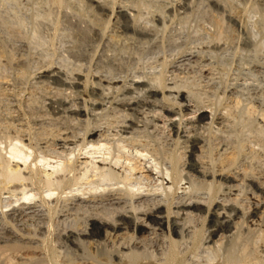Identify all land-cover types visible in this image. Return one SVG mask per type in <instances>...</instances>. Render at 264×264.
<instances>
[{
	"label": "rangeland",
	"instance_id": "rangeland-1",
	"mask_svg": "<svg viewBox=\"0 0 264 264\" xmlns=\"http://www.w3.org/2000/svg\"><path fill=\"white\" fill-rule=\"evenodd\" d=\"M51 70L55 76H40ZM135 80L143 85H130ZM90 85L97 86L94 94ZM148 85L158 90L164 85L171 94L165 93L170 103L162 102L160 92L147 97ZM176 91L182 92V103L190 110L186 115L176 109L175 118L181 122L179 135L162 124L166 118L159 111L171 106ZM100 96L105 102L102 109L89 108L87 118L70 113V109L99 100ZM125 97L144 101L135 109L134 117L141 130L136 139H140L138 144L144 143L147 158L143 161L129 155L131 149L125 143V152L113 149L112 155L120 156L121 162L115 167L122 172V166H135L144 185L157 189L133 198L135 217L140 219L150 203L161 202L165 206L162 215L164 211L174 214L170 218L176 220L175 233L151 223L144 231L134 232L130 242L131 232H126V237H95L86 247L80 238H64L66 230L62 229L73 231L76 227L77 232L90 216L115 218L112 211L116 205L110 206L115 200L85 201L79 210L62 207L59 202L57 210H65L58 211V222L54 220V232L49 235L44 229L45 207L38 206L37 200L23 205L20 201L0 207V245L11 239L20 242L24 236L25 244L39 246L45 239L44 255L56 252L61 260L74 254L79 256L80 264H128L124 257L118 259V254L130 247L133 264H264V0H0V155L6 156L7 144L16 139L28 142L27 147L36 151L43 150L60 134L79 140L86 123L114 133L123 121L118 104ZM199 111L206 116L202 120L196 119ZM185 136L205 143L194 158L198 166L209 173L221 171L228 179L200 177L188 170L189 143ZM231 153L232 162L226 159ZM99 155L93 160L105 163ZM123 160H127L124 165ZM169 163L176 164L181 174L175 193L172 188L170 193L162 192L159 179L144 177L146 169L154 178L160 177L157 171L172 167ZM6 195L1 197L5 199ZM74 202L68 201L71 205ZM189 202L199 208L182 209V204ZM208 208L217 209L216 213L226 218L211 217ZM13 228L18 229L17 234ZM28 228L34 234L26 235L30 243L22 236ZM214 229L221 231L212 236ZM5 252L0 253L4 254L0 264H40L44 258Z\"/></svg>",
	"mask_w": 264,
	"mask_h": 264
},
{
	"label": "bare ground",
	"instance_id": "bare-ground-1",
	"mask_svg": "<svg viewBox=\"0 0 264 264\" xmlns=\"http://www.w3.org/2000/svg\"><path fill=\"white\" fill-rule=\"evenodd\" d=\"M100 1V0H99ZM95 2V1H94ZM113 4V3H112ZM92 7V6H91ZM102 10V9H101ZM122 12V11H121ZM119 12V13H121ZM117 16V15H116ZM111 18V17H110ZM116 19V18H115ZM106 28V27H105ZM104 28V29H105ZM103 29V30H104ZM110 34V33H109ZM118 40V39H117ZM191 52V51H190ZM198 54V53H197ZM193 55V54H192ZM171 60V59H170ZM189 60V59H188ZM186 63V62H185ZM202 63V62H201ZM209 63V62H208ZM206 64V63H205ZM204 64V65H205ZM188 66V65H187ZM195 67V66H194ZM88 71V70H87ZM194 71V70H193ZM175 72V71H174ZM160 73V72H159ZM56 73L55 71H45V72H41L40 76H47V77H53L55 76ZM93 75V74H92ZM134 77V76H133ZM136 78V77H135ZM159 78V77H158ZM137 79V78H136ZM87 80V79H86ZM140 80V79H139ZM156 80V79H155ZM160 80V79H159ZM142 82V81H141ZM139 83L138 80L133 81L130 83V85L136 84L137 86L139 85H143L142 83ZM148 82V81H147ZM88 83V82H87ZM177 83V82H176ZM70 84V83H69ZM81 85V83H79ZM91 84V83H90ZM180 84V83H179ZM186 84V83H185ZM159 85V84H158ZM85 86V85H84ZM83 86V87H84ZM96 86V85H95ZM120 86V85H119ZM161 86V85H160ZM91 87V85H90ZM97 87V86H96ZM96 87H91L92 93L94 94L97 89ZM113 87V86H112ZM149 87V85H148ZM154 87V86H153ZM152 88H148V90H146V94L147 97H153L156 96L159 92L161 93V99L162 102L163 101H167L169 97H167L165 95L166 92L169 93V91L164 90L166 87L161 86L160 90L158 89H153ZM164 87V88H163ZM54 88V87H53ZM116 88V87H115ZM155 88V87H154ZM167 89V88H166ZM169 89V88H168ZM183 89V88H182ZM228 89V88H227ZM90 90V91H91ZM103 90V89H102ZM107 90H110L107 89ZM119 90V88L117 89V91ZM173 90V89H172ZM188 90V89H186ZM104 91V90H103ZM120 91V90H119ZM131 91V90H130ZM128 90L125 92L127 93ZM143 92V91H142ZM177 92L176 97H174L175 99L172 100L171 102V106L169 108H165L163 109L162 107L160 108V113L164 115V119L165 121H163V125H166V127H168L169 131H172L173 134L179 135L181 134V129H180V123L179 119H176L175 116L177 114V110L179 111H183L185 112V114H190L188 113L189 108L187 105H185L184 103H182L183 100V94L182 92ZM231 92V91H230ZM141 94V93H140ZM171 95V94H170ZM175 95V94H174ZM110 96V95H109ZM112 96V95H111ZM125 96V95H123ZM169 96V95H168ZM69 97V96H68ZM104 97H107L106 95ZM99 100L93 99L90 100V102L88 101V105L86 103L82 104L81 107H76V108H72L70 109V113L75 114L76 116H84L87 118V116L89 115L88 109L89 111H93L95 109H102L100 107H102L103 104V100L101 99V96L99 97ZM103 98V97H102ZM126 98V97H125ZM173 98V97H172ZM58 99V98H57ZM108 99V98H106ZM118 99V98H117ZM133 97H128L126 98L123 102H121L120 104H118V109L119 111H121L123 114V121L122 123L117 127L114 128L113 130L116 131L114 133H109V130H107V128L105 129H100V128H91L89 125H87L83 128V134H81V138H79V140H72L73 137H71L72 139L70 140V135L69 138L66 136L60 137V135H57L59 138H54L48 141V143L45 145L44 149L42 150H37L39 151V153L36 150H33L34 148L31 147V149H29V144L28 142L25 143L24 141H22V139L20 140H15L12 141L14 143H9L8 145V151L6 152V156L4 154V156L0 155V207L5 208V207H10L12 206L13 203H17V202H21V205L23 204H29L30 202H33L35 200H37L38 206H42L45 207V215H46V222L44 221V229H45V233L47 235H49L51 233V231L54 228V224L57 220L58 217H56L58 214V211L62 212L65 210L60 209L57 210V207L59 206L58 203L61 202L63 204L62 207L65 208H75V209H82L84 205H81V203L83 202H94L97 200L99 201H105V200H110V201H116L113 202L110 206H115V209L113 208V214L115 215V218L110 217L108 219L105 218H101V217H94V216H90L88 218H85L86 220L84 221V225H83V229H78L77 228V232L74 231L76 229H73V231H67L69 229V227L67 229L63 228L62 230H66V232H64L65 234L63 236H65L64 238H66L67 240L70 238H80L81 239V243H83V245L85 243H87L85 246L87 247L88 244H91L92 239L93 238H97V237H101V236H105V237H113V236H119L127 234L126 232H131L129 234V241L133 240V234L135 233H140L142 231H144L145 229H147L149 224H155L158 225L160 227H163L165 229H167V231H173L175 233L176 230V220L172 219L170 217V214H172L170 211L169 212H165L164 211V215H162L163 213V204H160L161 202H153L152 204L150 203V207L146 208L144 212H141V218L139 219L138 217H135V213L133 210H136L135 207L133 206V198L140 195L142 196H146L151 192H155L157 189L154 188H150L149 185H144V183L142 182V177L138 172L135 171V166L133 167L132 165H125L124 167L122 166V172H119V170L117 171L116 167L119 163H121L119 161V157H115L113 154V152L115 151V149H122L123 152L124 146L123 144H129L127 147L130 146L129 150V155H137L140 159L143 158H147L146 157V152L145 149H143V144H138L140 141V139H136V135L137 133H141L138 129V122L136 121V117H134V113H135V109H137V107L139 106V103H141L143 105L144 101H140V100H133ZM160 99V98H159ZM170 99V98H169ZM64 100V99H63ZM113 100V99H112ZM121 100V99H120ZM196 100V99H195ZM61 101V99H60ZM67 101V100H66ZM64 101V102H66ZM109 101V100H108ZM218 101V100H217ZM68 102V101H67ZM170 103V100L167 101ZM219 102V101H218ZM105 103V102H104ZM107 103V101H106ZM110 105L111 106L113 103H111L110 100ZM115 104V103H114ZM140 104V105H141ZM189 104V103H188ZM155 105V104H154ZM159 105V104H158ZM151 106V105H150ZM70 107V106H69ZM72 107V106H71ZM105 107V106H104ZM114 108H117V105L114 106ZM228 108V107H227ZM147 110V109H146ZM225 110V109H224ZM66 111V110H65ZM117 111V110H116ZM196 111V110H194ZM95 112V111H94ZM212 112V111H211ZM217 112V111H216ZM105 113V112H104ZM182 112H180L181 114ZM192 113V112H191ZM196 114V112H194ZM103 114V112H102ZM152 114V113H151ZM154 114V113H153ZM160 114V115H161ZM14 115V114H13ZM147 115V114H146ZM162 115V116H163ZM179 116V115H178ZM196 116V115H195ZM211 116V115H210ZM118 117V116H117ZM121 117V116H119ZM180 117V116H179ZM206 116L202 113V111L197 114L196 119L197 120H202L204 119ZM51 118V117H50ZM66 118V117H65ZM84 118V119H86ZM143 118V117H142ZM192 118V117H191ZM229 118V117H228ZM78 119V118H77ZM122 119V118H121ZM193 119V118H192ZM190 119V120H192ZM61 120V119H60ZM115 120V119H114ZM117 120V119H116ZM181 120V118H180ZM188 120V119H186ZM231 120V119H230ZM6 121V120H5ZM88 121V120H86ZM120 121V122H121ZM140 121V120H139ZM225 121V120H224ZM90 122V121H89ZM93 122V121H92ZM117 122V121H116ZM165 122V123H164ZM188 122V121H187ZM191 122V121H190ZM55 123V122H54ZM74 123V122H73ZM111 123V122H110ZM156 123V122H155ZM19 124V123H18ZM32 124V123H31ZM75 124V123H74ZM82 124V123H81ZM183 124V123H182ZM9 125V124H8ZM17 125V124H16ZM66 125V124H65ZM84 125V124H83ZM162 125V126H163ZM222 125V124H221ZM14 126V125H13ZM30 126V125H29ZM78 126V125H77ZM98 126V125H96ZM114 126V127H115ZM160 126V125H159ZM43 127V126H42ZM41 127V128H42ZM48 127V126H47ZM145 127V126H144ZM187 127V126H186ZM199 127V126H198ZM16 128V127H15ZM28 128V127H27ZM72 128V127H71ZM103 128V127H102ZM111 131L113 127H111ZM146 128V127H145ZM185 128V126H184ZM53 129V128H52ZM81 129V128H80ZM144 129V128H143ZM153 129V128H152ZM50 130V129H49ZM56 130V129H54ZM146 130V129H145ZM208 130V129H207ZM51 131V130H50ZM49 131V132H50ZM152 131V130H151ZM55 132V131H54ZM77 132V131H76ZM15 133V132H14ZM23 133V132H22ZM48 133V132H47ZM51 133V132H50ZM53 133V132H52ZM56 133H58V131H56ZM60 133V131H59ZM65 133V132H62ZM72 133V132H69ZM68 133V134H69ZM146 133V131H145ZM54 134V133H53ZM171 134V133H170ZM44 135V134H43ZM42 135V136H43ZM51 135V134H50ZM49 134L47 136H50ZM64 135V134H62ZM61 135V136H62ZM72 135V134H71ZM109 135H111V137H113L112 139L107 138V136L109 137ZM140 135V134H139ZM45 136V137H47ZM54 135H51V137H53ZM143 136V135H142ZM145 136V135H144ZM154 136V135H153ZM172 136V135H171ZM182 136V135H181ZM187 136V135H186ZM185 136V138H187ZM204 136V135H203ZM210 136V135H209ZM213 136V135H212ZM6 137V136H5ZM16 137V135L14 136ZM39 137V136H38ZM56 137V136H55ZM76 137V136H74ZM147 137V136H146ZM176 138L178 136H175ZM193 137V136H192ZM216 137V136H215ZM44 138V137H43ZM42 138V139H43ZM78 139V136L76 137ZM47 139V138H46ZM148 139V138H147ZM184 139V138H183ZM200 139V138H199ZM211 139V138H210ZM11 140V139H10ZM9 140V141H10ZM45 140V139H44ZM179 140V139H178ZM207 140V139H206ZM229 140V139H228ZM42 141V140H41ZM187 142V144L189 143V145L187 147H189L188 150V158H189V163L187 165L188 170L198 174L200 177H218L221 180L222 179H228V177L223 174L221 171H217V172H212L209 173L208 171H206L204 168L201 169L200 165L198 166V162L196 163L194 160V158L196 157V152L201 151L204 144L201 142V140H198L196 138H187L185 140ZM227 141V140H226ZM236 141V140H235ZM4 142V141H3ZM11 142V141H10ZM45 142V141H44ZM47 142V141H46ZM237 142V141H236ZM7 143V142H6ZM147 143V141H146ZM164 143V142H163ZM181 143V142H180ZM45 144V143H44ZM154 144V143H153ZM178 144V143H177ZM229 144V143H228ZM150 145V144H149ZM186 145V144H185ZM240 145V144H239ZM242 145V144H241ZM5 146V145H4ZM3 146V147H4ZM31 146V145H30ZM35 146V145H34ZM156 146V145H155ZM171 146V145H170ZM229 146V145H228ZM134 147V148H133ZM215 147V146H214ZM2 148V147H1ZM39 148V147H38ZM36 148V149H38ZM41 148V147H40ZM126 148V147H125ZM149 148V147H147ZM175 148V147H174ZM180 148V147H179ZM239 147H237L238 149ZM114 149V151H113ZM116 149V151H117ZM127 149V148H126ZM160 149V148H159ZM5 150V149H4ZM2 151V150H1ZM119 151V150H118ZM126 151V150H125ZM124 151V152H125ZM242 151V150H241ZM3 152V151H2ZM172 152V151H171ZM179 152V151H178ZM223 152V151H222ZM243 152V151H242ZM127 153V152H126ZM127 153V154H128ZM100 154L101 155V159L102 162H108V164L105 163H99L93 159L97 158L96 155ZM104 154H106V156L108 157H104ZM116 154V152H115ZM153 154V153H152ZM184 154V153H183ZM80 155H82V157H80ZM99 155V156H100ZM125 155V154H124ZM185 155V154H184ZM252 155V154H251ZM172 156V155H171ZM216 156V155H215ZM125 157V156H124ZM128 157V156H127ZM226 157V156H225ZM224 157V158H225ZM236 157V156H235ZM244 157V156H243ZM170 158V157H169ZM123 159V158H122ZM154 159V158H153ZM178 159V158H177ZM180 159V158H179ZM201 159V158H200ZM226 159L228 161L234 160V154L231 153L230 155H228V157H226ZM237 159V158H235ZM137 160V159H136ZM124 161L127 160H123L122 165H124ZM153 161V160H152ZM177 161V160H176ZM180 161V160H179ZM225 161V160H224ZM146 163H149L148 160L145 161ZM173 162V161H172ZM212 162V161H211ZM227 162V161H226ZM230 162V163H231ZM124 163V164H123ZM157 163V162H156ZM175 163V162H174ZM173 163V164H174ZM236 163V162H235ZM154 164V163H153ZM170 164V163H169ZM173 164H170L172 167H168L169 169H167V167H165V169L159 170V172L157 171V173H159L161 176L157 178H154V175L152 174L151 170H147L146 169V175H144L145 178L147 179H154L157 180L159 179L160 181V186H161V190H163L162 192H169V190H171L175 193L177 191V189H179L178 184L181 181V177L178 173V171L175 169L176 164L173 166ZM183 164V163H182ZM214 164V163H213ZM150 165V164H149ZM156 165V164H154ZM153 165V166H154ZM159 165V164H158ZM210 165V164H209ZM157 166V165H156ZM233 166V165H232ZM145 167V166H144ZM143 167V168H144ZM163 167V166H162ZM142 168V169H143ZM148 168V167H147ZM160 168V167H159ZM184 168V167H183ZM222 168V167H221ZM249 168V167H248ZM254 168V167H253ZM145 169V168H144ZM153 169V168H152ZM155 169V168H154ZM157 169V168H156ZM229 170V169H228ZM182 171V170H181ZM89 172H91L92 174H88ZM224 172V171H223ZM158 174V175H159ZM232 174V173H231ZM138 175V176H137ZM153 175V176H152ZM189 176V175H188ZM144 178V179H145ZM188 178V177H186ZM217 178V179H218ZM146 179V180H147ZM204 179V178H203ZM209 179V178H208ZM200 182V181H199ZM257 182V181H256ZM204 183V182H203ZM157 184V183H156ZM169 184L170 186H165ZM207 184V183H206ZM196 186V185H195ZM258 186V185H257ZM260 186V185H259ZM149 187V188H148ZM156 187V185H155ZM168 188V189H166ZM181 188V187H180ZM192 188V187H191ZM259 189V188H258ZM261 189V188H260ZM176 190V191H175ZM179 191V190H178ZM166 192V193H167ZM186 192V191H185ZM2 194H7L6 196H8L7 198L3 199ZM160 194V193H159ZM150 195V194H149ZM167 195V194H166ZM163 196V194H162ZM209 196V195H208ZM87 198V200H86ZM253 198V197H252ZM255 198V197H254ZM257 198V197H256ZM149 199V198H148ZM175 199V198H174ZM184 200V199H183ZM197 200V199H196ZM262 200V199H261ZM68 201H76L74 202L72 205L70 203H68ZM157 201V200H156ZM160 201V200H159ZM194 201V200H193ZM210 202V201H209ZM61 203H59L61 205ZM20 204V203H19ZM71 205L70 207L68 206ZM87 204V203H86ZM146 204V203H145ZM165 204V203H164ZM214 204V203H213ZM32 205V204H31ZM148 205V203L146 204ZM201 205V204H200ZM258 205V204H257ZM20 206V205H19ZM68 206V207H67ZM177 206V205H176ZM181 206V205H180ZM215 206V204L213 205V207ZM61 207V206H60ZM61 207V208H62ZM97 207V206H96ZM165 207V206H164ZM163 207V208H164ZM169 207V205H168ZM167 207V208H168ZM182 209L184 210H194V209H198L199 206L196 203H187V204H182ZM1 208V209H2ZM14 207H12L13 209ZM19 208V207H18ZM29 208V205H28ZM59 208V207H58ZM231 208V207H230ZM8 209V208H7ZM73 209V210H75ZM91 209V208H90ZM169 209V208H168ZM214 209V208H213ZM213 209H209L208 208V212L210 214L211 217H217V218H222L225 219L226 217H224L223 215H220L219 212L216 213V210ZM257 208H254L253 213L256 212ZM10 210V209H9ZM57 210V211H56ZM67 210V209H66ZM72 210V212H73ZM3 211V210H2ZM16 211V210H15ZM71 211V210H70ZM166 211H168L166 209ZM183 211V210H182ZM232 211V210H231ZM14 212V211H13ZM36 212V211H35ZM104 212V211H103ZM138 212V211H137ZM177 212V211H175ZM186 212V211H185ZM188 212V211H187ZM191 212V211H190ZM44 213V212H43ZM68 213V212H67ZM79 214V213H78ZM87 214V213H86ZM105 214V213H104ZM177 214V213H176ZM3 215V214H2ZM13 215V214H12ZM21 215V214H20ZM35 215V214H34ZM39 215V214H38ZM60 215V214H59ZM109 215V214H108ZM174 217V214H172ZM8 216V215H7ZM15 216V215H14ZM31 216V215H30ZM37 216V215H36ZM62 216V215H61ZM64 216V215H63ZM113 216V215H112ZM226 216V215H225ZM80 217V216H79ZM228 217V216H227ZM41 217H38V219ZM45 218V217H43ZM60 218V217H59ZM6 219V218H5ZM33 219V217H32ZM35 219V217H34ZM37 219V217H36ZM63 219V218H62ZM139 219V220H138ZM164 219V220H163ZM230 219V218H229ZM261 219V217H260ZM30 220V219H29ZM54 220H56L54 222ZM12 221V220H11ZM15 221V220H13ZM61 221V220H59ZM227 221V220H224ZM40 222V221H39ZM58 222V221H57ZM12 223V222H11ZM42 223V222H41ZM235 223V222H234ZM10 224V221H9ZM14 224V223H13ZM12 224V226H13ZM20 224V223H19ZM24 224V223H23ZM66 224V223H65ZM148 224V225H147ZM180 224V223H179ZM182 224V223H181ZM255 224V223H254ZM15 225V224H14ZM28 225V224H27ZM31 225V224H30ZM37 225V224H36ZM42 225V224H41ZM249 225V224H248ZM12 226L10 228H12ZM32 226V225H31ZM39 226V225H38ZM79 226V225H78ZM259 226V225H258ZM147 227V228H146ZM150 227V225H149ZM257 227V226H256ZM15 228V227H14ZM11 229V230H14ZM38 228V227H37ZM74 228V227H73ZM29 229V228H28ZM26 229V234L23 232V235H29L31 233H29V231L32 229ZM36 229V228H34ZM39 229V228H38ZM59 229V228H58ZM71 229V228H70ZM18 230V229H16ZM14 230V232L17 231ZM24 230V229H23ZM43 230V228H42ZM41 230V231H42ZM72 230V229H71ZM33 231V230H32ZM124 231V232H123ZM218 231H221L220 229H214L211 232L212 236H215ZM35 232V231H34ZM43 232V231H42ZM41 232V233H42ZM54 232V230H53ZM62 232V233H63ZM40 233V234H41ZM21 235V232H18V236ZM44 234V232H43ZM56 234V233H55ZM14 235V234H13ZM36 235V234H35ZM128 235V234H127ZM126 235V236H127ZM168 235V234H167ZM8 236V235H7ZM16 236V235H15ZM21 236V237H22ZM32 236H34V234L32 233ZM31 235L29 236L32 237ZM37 236V235H36ZM43 237H45V235H42ZM59 236V235H58ZM62 236V235H61ZM125 235L122 237H126ZM12 237V236H11ZM40 237V238H43ZM51 237V236H50ZM180 237V236H179ZM27 241H28V237L26 236ZM39 238V237H38ZM138 238V237H137ZM144 238V237H143ZM181 238V237H180ZM5 239V238H4ZM15 239V238H14ZM24 239V236H23ZM21 238L20 242H23V240ZM47 239V237H46ZM79 239V240H80ZM113 239V238H112ZM150 239V238H149ZM164 239V238H163ZM207 239V238H206ZM7 240V239H6ZM30 240V239H29ZM33 240V239H32ZM37 240V239H36ZM41 240V239H40ZM43 240V239H42ZM40 241V245L39 246H31L30 244H25L26 242L24 241V243H20L17 239L13 240L11 239L10 241H6L3 245H0V253H4L5 251H9L10 252H20V255L23 256H30L31 259H34L37 255H44V252L47 251L46 248L43 250V244L45 242V239L43 241ZM78 240V239H77ZM172 240V238H171ZM183 240V239H182ZM39 241V239H38ZM37 241V242H38ZM66 241V240H65ZM71 241V240H70ZM137 241V240H136ZM4 242V241H3ZM29 242V241H28ZM32 242V241H31ZM47 242V240H46ZM60 242V241H59ZM74 242V241H73ZM80 242V241H78ZM77 242V243H78ZM127 242V244H129ZM171 242V241H170ZM179 242V241H178ZM221 242V241H220ZM30 243V242H29ZM55 243V242H54ZM70 243V242H69ZM72 243V242H71ZM76 243V242H74ZM93 243V242H92ZM99 243V242H98ZM119 243V242H118ZM172 243V242H171ZM50 244V243H49ZM80 244V243H79ZM121 244V243H120ZM125 244V243H124ZM174 244V242H173ZM220 244V243H219ZM97 245V244H96ZM130 245V244H129ZM128 245V246H129ZM172 245V244H170ZM45 246V245H44ZM73 246V245H72ZM125 246V245H124ZM148 246V245H147ZM215 247V246H214ZM53 248V247H52ZM103 248V247H102ZM123 248V247H122ZM128 248V247H126ZM173 248V247H172ZM175 249V248H174ZM52 250V249H51ZM50 250V251H51ZM118 250V248H117ZM168 250V249H167ZM60 251V250H59ZM125 251V250H124ZM121 252V254H118L120 256H118V259L121 260V258L124 257V259H126V262L128 264H133V248L130 247L129 250L127 252ZM119 252V253H120ZM6 253V252H5ZM56 253V252H55ZM55 253L51 251L48 252L49 256H47L46 254L44 255V258L42 259L41 256H39L43 262H45V264H80L82 262H80L79 260V256L77 257V255H72V254H68L66 255L65 258L58 260L57 255H55ZM64 253V252H63ZM82 253V252H81ZM95 253V252H94ZM93 253V254H94ZM150 253V252H149ZM169 253V252H168ZM14 254V253H13ZM18 254V255H19ZM165 254V253H164ZM218 254V253H217ZM230 254V253H229ZM4 255V254H3ZM2 255V256H3ZM10 255V254H9ZM139 255V254H138ZM0 256V257H2ZM33 256V258H32ZM35 256V257H34ZM37 256V257H38ZM89 256V255H88ZM97 256V255H96ZM167 256V255H166ZM177 256V255H176ZM43 257V256H42ZM98 257V256H97ZM116 257V255H115ZM137 257V256H136ZM144 258V257H143ZM162 258V257H161ZM166 258V257H165ZM171 258V257H170ZM222 258V257H221ZM7 259V258H6ZM29 259V258H28ZM27 259V260H28ZM36 259V258H35ZM90 259V258H89ZM138 259V258H137ZM136 259V260H137ZM246 259V258H245ZM5 260V259H4ZM38 260V259H37ZM115 260V259H114ZM140 260V259H139ZM144 260V259H143ZM234 260V259H233ZM7 261V260H6ZM13 261V260H12ZM24 261V260H23ZM35 261V260H34ZM41 260H38V262ZM42 261L40 264H42ZM89 261V260H88ZM87 261V262H88ZM96 261V260H95ZM166 261V260H165ZM169 261V260H168ZM173 261V260H172ZM231 261V260H230ZM8 262H10L8 260ZM15 262V261H14ZM19 262V261H18ZM36 262V261H35ZM100 262V261H99ZM98 262V263H99ZM170 262V261H169ZM32 263V262H31ZM91 263V262H90ZM93 263H95L93 261ZM92 263V264H93ZM243 263V262H242ZM34 264V263H33ZM37 264V262H36ZM96 264V263H95ZM219 264V263H218Z\"/></svg>",
	"mask_w": 264,
	"mask_h": 264
}]
</instances>
